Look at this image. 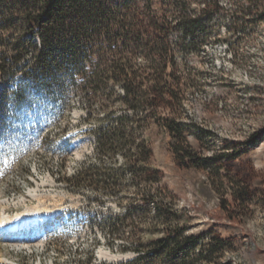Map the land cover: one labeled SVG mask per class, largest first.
I'll list each match as a JSON object with an SVG mask.
<instances>
[{
    "label": "rangeland",
    "instance_id": "obj_1",
    "mask_svg": "<svg viewBox=\"0 0 264 264\" xmlns=\"http://www.w3.org/2000/svg\"><path fill=\"white\" fill-rule=\"evenodd\" d=\"M136 3L138 22L150 31L145 0ZM154 6L169 24L175 62L167 80L175 98L156 117L153 109L124 105L121 82L91 88L87 77L109 58L107 45L72 65L62 63L60 46L44 49L28 34L17 62L0 45V62L9 63L0 71V217L22 213L39 198L57 210L49 222L23 229L29 237L44 234L43 247L10 245L0 231V264H126L136 258L132 247L165 236L164 214L144 200L156 193L176 213L173 224L199 237L195 254L213 238L223 242L212 261L195 264H264V0H156ZM183 18L204 27L195 29V44L180 26ZM0 36L8 45L23 34ZM139 53L131 84L146 89L151 71ZM160 119L180 125L204 163L181 164ZM119 128L135 136L134 145L97 152V138ZM142 137L151 150L147 163L136 148ZM101 177L110 184L97 183ZM242 188L249 196L239 200ZM119 217L127 219L118 223ZM101 251L125 258L100 260Z\"/></svg>",
    "mask_w": 264,
    "mask_h": 264
},
{
    "label": "trees",
    "instance_id": "obj_2",
    "mask_svg": "<svg viewBox=\"0 0 264 264\" xmlns=\"http://www.w3.org/2000/svg\"><path fill=\"white\" fill-rule=\"evenodd\" d=\"M137 0H0V33L15 32L21 36L14 43L6 45L0 36V45L13 51V60L21 58L20 45L26 43L24 34L38 39L39 45L44 49L58 45L62 49V63L72 65L82 57L94 50L102 49L105 45L109 58L87 79H91V88L97 90L100 84H106L116 80L125 86L122 103L131 109H153L166 106L174 100V88L167 80L172 77L168 73L169 65L174 66V55L169 41V24L159 17L154 3L156 0H145L143 14L150 20V31L142 29V23L138 22L142 16ZM186 3H182V11L186 10ZM132 20V22L130 21ZM136 22V23H135ZM180 26L188 35L189 44H195V29L204 30L202 24L183 18ZM25 40L24 42H22ZM31 45L30 42L28 44ZM10 47V48H9ZM140 51V56L147 60V68L151 71L148 78L150 85L146 89L134 87L131 79L136 78L137 71L133 69L132 58ZM39 60V59H38ZM103 60V59H102ZM106 65H105V64ZM44 68L46 59L40 62ZM8 62H0V71L6 70ZM90 81V80H89ZM145 88V87H144ZM159 120V119H158ZM164 129L172 139V149L181 164L186 166H199L203 159L197 158L184 137L183 128L172 119H160ZM121 121V120H120ZM122 122V121H121ZM159 122V121H158ZM102 135L97 138V152H105L118 145L119 148H130L135 143V136L124 128ZM114 145V146H113ZM140 160L147 163L151 157V150L147 146L144 137L136 144ZM144 174L149 175V169L143 168ZM152 177L156 178L157 173ZM74 180L78 178L75 175ZM72 178V179H73ZM109 178V177H108ZM100 180V181H98ZM71 179H68V182ZM99 184H110V179L98 178ZM156 194L144 197L145 204L154 202L160 214H164L166 233L150 243L132 247L136 258L126 264H159L167 261L168 264H195L202 261H212L218 248L223 244L217 238L208 249H201L195 254L200 242L199 237L186 235V227L173 224L177 215L171 207L157 201ZM249 196L247 189H240L238 199ZM127 217L117 218V222L125 221ZM145 250V251H143Z\"/></svg>",
    "mask_w": 264,
    "mask_h": 264
},
{
    "label": "bare ground",
    "instance_id": "obj_3",
    "mask_svg": "<svg viewBox=\"0 0 264 264\" xmlns=\"http://www.w3.org/2000/svg\"><path fill=\"white\" fill-rule=\"evenodd\" d=\"M9 173H12V171H9ZM37 202H38L37 205L27 208L22 213L16 214L17 210L10 211V212L6 211V213H2L0 217V231H6L5 234L10 235V238L4 239L6 240L7 243H9L10 245L16 246V247L23 248V249H27L32 246L43 247L46 245V243H42L41 241V240H44L45 238L44 234H39L40 236L36 235L33 237H29L23 234V231H24L23 229H28L34 226L35 224L39 227L41 226L43 222L45 221L49 222V220L55 215L57 211V210H53L55 209V205L46 206V201L44 200L42 201L41 198H39ZM18 204L19 205L22 204L21 206L26 205L24 199H21L18 202ZM0 205H2L1 202H0ZM47 230H50V225L47 226ZM98 258L100 260H107L110 262H119L123 260L125 256H112L106 252L101 251L98 254Z\"/></svg>",
    "mask_w": 264,
    "mask_h": 264
},
{
    "label": "built area",
    "instance_id": "obj_4",
    "mask_svg": "<svg viewBox=\"0 0 264 264\" xmlns=\"http://www.w3.org/2000/svg\"><path fill=\"white\" fill-rule=\"evenodd\" d=\"M26 206H27V205H25L24 207H26ZM26 208H27V207H26ZM26 208H25V209H26ZM18 209H19V208H18ZM18 212H19V210H18Z\"/></svg>",
    "mask_w": 264,
    "mask_h": 264
}]
</instances>
